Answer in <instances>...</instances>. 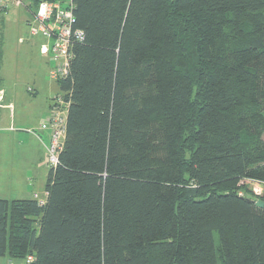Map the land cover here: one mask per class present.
I'll list each match as a JSON object with an SVG mask.
<instances>
[{"label":"trees","instance_id":"1","mask_svg":"<svg viewBox=\"0 0 264 264\" xmlns=\"http://www.w3.org/2000/svg\"><path fill=\"white\" fill-rule=\"evenodd\" d=\"M73 16L58 163L42 205L0 199V257L264 264V0H74Z\"/></svg>","mask_w":264,"mask_h":264},{"label":"rangeland","instance_id":"2","mask_svg":"<svg viewBox=\"0 0 264 264\" xmlns=\"http://www.w3.org/2000/svg\"><path fill=\"white\" fill-rule=\"evenodd\" d=\"M28 5V0H22L21 6H16L15 0H0V6L5 7L0 11V89L5 97L3 105H12L16 119V123H12L14 130H20L18 134L23 133V138L29 137L25 132L27 130H34L33 134L41 135L40 151H34V143L31 144V151L27 143L20 149L8 147L6 151H0V167L5 171L9 168L16 169L12 174L18 178L13 182L0 178L1 198L8 196V192H11L12 195L9 196L12 199H15L14 192L19 199H30V194L43 198L50 168L46 151L43 150V144L48 145L49 140L46 132L40 133L38 125L45 121L49 105L58 94V87L49 78L54 60L50 55H43L40 50L41 45H46V39L40 34L32 36L29 33L31 25L28 22L33 24L35 8L29 9ZM0 115L2 123L6 122L7 110H2ZM4 130L0 128V138H4ZM262 140L264 141V134ZM5 171L0 175H9ZM20 171H23L21 181ZM248 188L253 194L263 190L261 184L253 182L248 184ZM215 241L217 243L216 236ZM6 262L7 257H0V264H7Z\"/></svg>","mask_w":264,"mask_h":264},{"label":"built area","instance_id":"3","mask_svg":"<svg viewBox=\"0 0 264 264\" xmlns=\"http://www.w3.org/2000/svg\"><path fill=\"white\" fill-rule=\"evenodd\" d=\"M74 0H39L33 12V24L30 35L40 34L46 39V45L41 47L43 55H50L54 60L53 67L49 70V78L55 82L67 76L70 48L73 43L83 40L80 30L74 29L73 16ZM16 6L22 5V0H15ZM4 7L0 6V11ZM35 24V26H33ZM4 92L0 89V108L12 111V105H3ZM66 104L61 97H55L49 106L48 115L41 125V129L49 131V143L46 146L47 163L55 167L58 163V153L62 148L65 135ZM38 205L44 203V198L36 194L32 196ZM30 257L16 262L8 260L7 264H29Z\"/></svg>","mask_w":264,"mask_h":264},{"label":"crops","instance_id":"4","mask_svg":"<svg viewBox=\"0 0 264 264\" xmlns=\"http://www.w3.org/2000/svg\"><path fill=\"white\" fill-rule=\"evenodd\" d=\"M42 46L43 45H41V47ZM28 91L29 92H32L30 89ZM2 110L3 111L7 110L8 116L6 118L7 121L4 122V123H2V120H1L2 117L0 115V128L5 129L4 130V133H5L4 134V138H0V151H6L8 147H9V149H11V147L20 149V148H22L24 146V143H27L29 145V151L32 150V146H31L32 143L35 144L34 151H40V149H39L40 148L39 147V142H40L39 138L41 137V135H39V134H33L32 132H35L34 130H27L25 132L29 135V137L23 138V136H22L23 133H22V135L18 134V132H20V130H14V127L12 125V123L13 124L16 123V119H15V115H14L13 110L10 112V110L8 108L5 109L3 107V108H0V113H1ZM41 125H42V123L38 125V128L40 129V130L39 129L38 130L40 131V133H43V132L45 133L46 132L47 133L48 140H49V131L48 130L41 129L40 128ZM41 143L43 144L42 141H41ZM46 146L47 145H44L43 144V150L44 151H46ZM21 150H23V149H21ZM3 170L5 171L6 169H2V167H0V173H2ZM14 170H16V169L9 168L7 171H5L9 175L3 174V175H0V178L2 177V179H8V180H11V182H13L14 180L18 179L17 176H14L12 174V172ZM22 178H23V171L22 172L20 171V178H19L20 181H21ZM10 193L11 192H8V196H5V198H1L2 197L1 196L0 199H6V200H10V199L11 200H16V199H19V198H16L17 197L16 196L17 193L14 192V198L15 199H12L11 196H9V195H12ZM30 196H31L30 198H32V194H30ZM7 262H8V259H7Z\"/></svg>","mask_w":264,"mask_h":264},{"label":"water","instance_id":"5","mask_svg":"<svg viewBox=\"0 0 264 264\" xmlns=\"http://www.w3.org/2000/svg\"><path fill=\"white\" fill-rule=\"evenodd\" d=\"M252 200L255 202V206L262 208L264 206V203L260 200H255L252 198Z\"/></svg>","mask_w":264,"mask_h":264}]
</instances>
